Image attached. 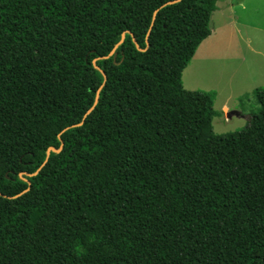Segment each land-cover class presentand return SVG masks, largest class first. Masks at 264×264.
<instances>
[{"label":"trees","instance_id":"1","mask_svg":"<svg viewBox=\"0 0 264 264\" xmlns=\"http://www.w3.org/2000/svg\"><path fill=\"white\" fill-rule=\"evenodd\" d=\"M217 1L0 0V264H264V88L181 82Z\"/></svg>","mask_w":264,"mask_h":264},{"label":"rangeland","instance_id":"2","mask_svg":"<svg viewBox=\"0 0 264 264\" xmlns=\"http://www.w3.org/2000/svg\"><path fill=\"white\" fill-rule=\"evenodd\" d=\"M233 1L232 11L225 5L212 13L211 35L201 40L181 72L185 89L213 94L216 133L244 128L260 107L254 90L264 88V0ZM224 102L227 114L221 111Z\"/></svg>","mask_w":264,"mask_h":264},{"label":"water","instance_id":"3","mask_svg":"<svg viewBox=\"0 0 264 264\" xmlns=\"http://www.w3.org/2000/svg\"><path fill=\"white\" fill-rule=\"evenodd\" d=\"M169 2H173V1H169ZM124 36H125V33H122V35H121V39H120L119 42L113 47V49L109 52V54H108L107 56H111V55L113 54V52H114L115 48L117 47V45L120 44V43L124 40ZM97 67H98V66H97ZM98 96H99V94H98V92H97V93H96V96H95V100H94L93 105H92L89 109H87L85 115H86L87 113H89V112L93 109V106L95 105V103H96L97 100H98ZM61 147H62V143H61V145H60L59 148H55L54 146H50V147L47 149V152H46V159H45L44 163H45L46 160L48 159V156H49V154H50L51 151H53V152H59V151L61 150ZM28 183H29V182H28Z\"/></svg>","mask_w":264,"mask_h":264},{"label":"crops","instance_id":"4","mask_svg":"<svg viewBox=\"0 0 264 264\" xmlns=\"http://www.w3.org/2000/svg\"><path fill=\"white\" fill-rule=\"evenodd\" d=\"M220 1H221V0H220ZM238 1H240V0H238ZM233 2H234L233 0H223L220 6L216 5V9H215V11L218 10V8H221V7L225 6V5H226L227 8H228V7H231V11H232V9H233ZM239 3H241V2H239ZM231 14H232V12H231ZM210 35H211V34H210ZM210 35H209V36H210ZM209 36H208V37H209ZM205 39H206V38H205ZM185 88H186V87H185ZM187 90H188V88H187ZM189 90H191V89H189ZM227 99H230V96H228ZM226 101H227V100H226ZM228 110H229V107H228L227 103L224 102L223 105H222V107H221V111H223V112H225V113L227 114V113H229Z\"/></svg>","mask_w":264,"mask_h":264}]
</instances>
